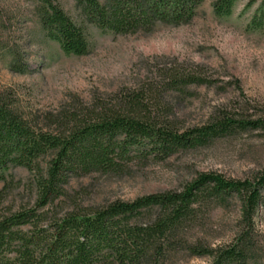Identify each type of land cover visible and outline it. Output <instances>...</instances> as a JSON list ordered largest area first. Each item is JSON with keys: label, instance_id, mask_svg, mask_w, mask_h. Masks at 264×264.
Returning a JSON list of instances; mask_svg holds the SVG:
<instances>
[{"label": "trees", "instance_id": "16d2710c", "mask_svg": "<svg viewBox=\"0 0 264 264\" xmlns=\"http://www.w3.org/2000/svg\"><path fill=\"white\" fill-rule=\"evenodd\" d=\"M78 20L59 0H37L35 14L45 36L66 55L90 50L87 29L120 35L152 29L158 23H191L206 0H74ZM237 0H215L218 17H229ZM252 0L248 6H251ZM264 26V12L249 27ZM16 72H27L18 52ZM156 88L124 94L93 107L81 106L41 125L19 109L12 91H0V264H165L180 252L210 257L209 264H251L263 253L256 218L264 206V170L253 180L203 173L181 191L116 200L99 207L61 200L73 178L123 173L135 160L167 159L181 150L205 146L237 130L264 128L262 120H243L223 112L211 124L182 130L164 111L163 92L182 91L207 81L196 72L175 69ZM153 94H152V93ZM12 168L33 176L34 203L5 206L18 186ZM241 203L238 231L227 245L210 248L190 242L194 228L216 205Z\"/></svg>", "mask_w": 264, "mask_h": 264}, {"label": "rangeland", "instance_id": "374dc122", "mask_svg": "<svg viewBox=\"0 0 264 264\" xmlns=\"http://www.w3.org/2000/svg\"><path fill=\"white\" fill-rule=\"evenodd\" d=\"M104 1V0H101ZM215 0H206L189 24L158 23L132 35L87 29V55H66L41 29L37 0H0V91H12L19 109L41 125L77 107H93L129 93L161 87L175 69L196 72L207 83L163 92L164 111L182 130L211 124L223 112L238 119L264 121V26L249 27L264 12V0H237L233 14L218 17ZM78 20L74 0H59ZM18 52L27 72H16ZM152 88V90H151ZM152 93V92H151ZM153 94V93H152ZM264 170V128L237 130L205 146L181 150L167 159L154 155L135 160L123 173L73 178L61 200L64 211L75 205L99 207L116 200L181 191L203 173L233 180H253ZM18 186L5 206L34 203L33 176L24 168L8 172ZM4 182H0V192ZM241 203L235 197L216 205L191 232L190 242L217 248L233 241ZM263 253L251 264H264V206L256 218ZM210 257L180 252L165 264H209Z\"/></svg>", "mask_w": 264, "mask_h": 264}]
</instances>
